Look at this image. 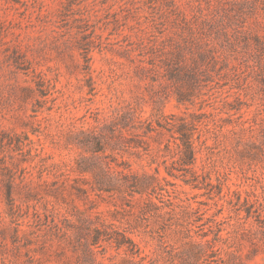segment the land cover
Here are the masks:
<instances>
[{
    "label": "rangeland",
    "instance_id": "374dc122",
    "mask_svg": "<svg viewBox=\"0 0 264 264\" xmlns=\"http://www.w3.org/2000/svg\"><path fill=\"white\" fill-rule=\"evenodd\" d=\"M0 264H264V0H0Z\"/></svg>",
    "mask_w": 264,
    "mask_h": 264
},
{
    "label": "trees",
    "instance_id": "16d2710c",
    "mask_svg": "<svg viewBox=\"0 0 264 264\" xmlns=\"http://www.w3.org/2000/svg\"><path fill=\"white\" fill-rule=\"evenodd\" d=\"M179 140L181 142L180 144V150L182 157L187 160L186 162H192L194 160V150L192 148L191 140H190V135L187 132V130L184 127H181L179 129Z\"/></svg>",
    "mask_w": 264,
    "mask_h": 264
}]
</instances>
